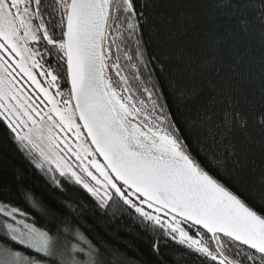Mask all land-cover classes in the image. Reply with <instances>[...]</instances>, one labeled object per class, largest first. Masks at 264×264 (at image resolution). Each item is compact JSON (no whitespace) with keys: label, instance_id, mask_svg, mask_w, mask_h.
<instances>
[{"label":"snow or ice","instance_id":"snow-or-ice-1","mask_svg":"<svg viewBox=\"0 0 264 264\" xmlns=\"http://www.w3.org/2000/svg\"><path fill=\"white\" fill-rule=\"evenodd\" d=\"M205 10L249 34L255 18L259 63ZM0 128L85 197L0 200V264H132L89 235L88 211L109 209L155 235L158 264L169 240L201 264H264V178L242 183L264 164V0H0Z\"/></svg>","mask_w":264,"mask_h":264},{"label":"trees","instance_id":"trees-1","mask_svg":"<svg viewBox=\"0 0 264 264\" xmlns=\"http://www.w3.org/2000/svg\"><path fill=\"white\" fill-rule=\"evenodd\" d=\"M208 19L206 25L214 27L234 38L232 47L243 50L253 64H258L261 58V43L258 21L253 18V34L245 33L235 20L231 24L221 22L214 11L205 10ZM148 41V48L154 49V42ZM256 70L254 69V72ZM250 98L254 105L248 106L253 114L259 108V80L248 85ZM254 163L246 162L242 183L249 190L259 187V181L264 178V164L258 153L253 154ZM6 189L0 200L10 199L13 204L28 210L23 199V193H31L45 207L53 208L65 199H84V194L78 189L61 192L51 185L40 170L36 169L24 151L18 150L13 141L0 128V190ZM55 210V209H54ZM91 218L89 235L104 241L113 249H118L126 260L132 264H158V257L153 253L155 235L144 232L137 227L134 220L118 209H109L107 214L94 215L91 210L87 213ZM161 252L167 257V264H201L202 258L187 250L184 246L169 240L166 245L161 241Z\"/></svg>","mask_w":264,"mask_h":264}]
</instances>
